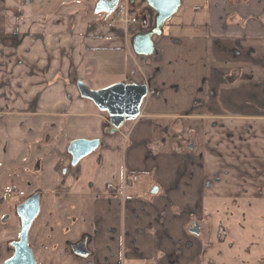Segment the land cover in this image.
Here are the masks:
<instances>
[{
  "label": "crops",
  "instance_id": "1",
  "mask_svg": "<svg viewBox=\"0 0 264 264\" xmlns=\"http://www.w3.org/2000/svg\"><path fill=\"white\" fill-rule=\"evenodd\" d=\"M34 3L0 0V164L38 180L41 213L78 200L74 212L55 204L96 253L76 264H118L125 247L128 260L151 259L147 223L169 207L264 201V0H181L150 56L135 53V28L93 13H34ZM144 12L146 0H135L132 13ZM74 77L91 89L147 83L151 93L135 120L109 134V117ZM78 138H99L101 156L94 169L89 161L65 171ZM16 233L11 226L7 237Z\"/></svg>",
  "mask_w": 264,
  "mask_h": 264
},
{
  "label": "rangeland",
  "instance_id": "2",
  "mask_svg": "<svg viewBox=\"0 0 264 264\" xmlns=\"http://www.w3.org/2000/svg\"><path fill=\"white\" fill-rule=\"evenodd\" d=\"M99 1L35 0L33 12L44 11L47 15H53L69 11L76 14H90V16L93 13L95 15L93 16L96 17V6ZM99 20L104 21V19ZM184 137L187 139L188 135ZM189 143L190 141L187 144ZM199 146L195 149V155L201 152ZM100 152L101 147L84 157L78 164L77 170L82 164L89 161L92 162L94 169L99 161V156H101ZM186 153L191 154L188 151ZM35 168L38 169L39 166L36 165ZM65 169L69 170L68 167H64L63 170ZM32 170L31 177L39 178L38 171L34 168ZM37 181H32L30 177L23 175L20 166L14 170L11 166L0 164L1 261L12 255L13 250L9 246L12 238L7 237V234L10 236L11 226H15L17 229L13 240L17 241L19 237L21 225L15 207L32 196L34 193L32 188H37ZM146 181V175H142L135 185L137 184V188L142 187ZM9 193L14 194V197L10 200L4 199L3 197ZM148 197L152 198L150 195ZM132 198L135 199V195H132ZM194 198L196 200V197ZM144 199L143 197L138 200ZM73 201L69 205H66L67 202L63 200L56 201L54 203L56 212L45 213L43 211L32 224L29 238L38 257V264L77 263L75 260L79 257L73 254L71 246L79 241L81 236L77 235V226L73 225L75 223L72 224L73 226L68 223L71 216H66L60 211L61 208L55 206V204L59 206L64 202L62 206H68L74 212L77 210L78 200ZM203 203L205 210H200L201 212L197 211L196 206L192 207L189 212H181L176 208L169 207V212L157 213V216L147 223L150 227L147 229L148 236L145 235L147 238L149 237V239L145 238L146 243L150 240L148 245L151 248L154 247L153 257L151 259L128 260L126 253L132 252V250L125 247L126 253L122 254L120 259L118 258V264H264V201L257 203L251 200L239 201L231 198H219V200L205 198ZM51 215L54 219L48 220ZM82 215L84 219L87 218V212ZM167 215H169V226L165 225L166 219H168ZM194 220L203 225L202 235L191 232L190 225ZM68 225H70L69 230ZM153 238L155 244L151 241Z\"/></svg>",
  "mask_w": 264,
  "mask_h": 264
},
{
  "label": "water",
  "instance_id": "3",
  "mask_svg": "<svg viewBox=\"0 0 264 264\" xmlns=\"http://www.w3.org/2000/svg\"><path fill=\"white\" fill-rule=\"evenodd\" d=\"M135 0H130L133 4ZM120 0H100L96 6V12H105L110 15L118 6ZM149 7L155 12L154 26L146 32H139L132 37V47L136 54L150 56L156 53L154 37L161 34L164 24L178 10L181 0H146ZM77 88L82 98L88 99L100 110L109 115L111 128L109 134H114L125 122L135 120L141 113V107L145 98L151 93L147 83H115L101 89H91L83 80L78 79ZM101 146L99 138H78L70 141L67 150L72 157V166L79 162ZM193 146H190L192 148ZM154 188L152 193H156ZM41 208L40 195L33 194L17 207L20 217V235L14 241V255L1 261L0 264H37L33 249L29 246V231L33 221L39 215ZM199 225L193 229L199 233ZM85 244L75 248L77 253L86 256Z\"/></svg>",
  "mask_w": 264,
  "mask_h": 264
},
{
  "label": "built area",
  "instance_id": "4",
  "mask_svg": "<svg viewBox=\"0 0 264 264\" xmlns=\"http://www.w3.org/2000/svg\"><path fill=\"white\" fill-rule=\"evenodd\" d=\"M149 9L150 13L144 12L139 16H135L132 13V5L129 0H120L117 8L110 15L101 12L97 13L96 17L98 21H101L99 19H104L102 22H108L111 25H123L126 28H135L132 32L136 34L149 31L154 26L156 12L151 7ZM132 179L137 181L138 175L133 174Z\"/></svg>",
  "mask_w": 264,
  "mask_h": 264
},
{
  "label": "flooded vegetation",
  "instance_id": "5",
  "mask_svg": "<svg viewBox=\"0 0 264 264\" xmlns=\"http://www.w3.org/2000/svg\"><path fill=\"white\" fill-rule=\"evenodd\" d=\"M129 2H130V0H129ZM135 2V1H134ZM131 4V3H130ZM132 5V4H131ZM149 86V85H148ZM133 121V120H132ZM127 122H129V121H127ZM126 123V122H125ZM124 123V124H125ZM123 124V125H124ZM123 125L119 128V129H121L122 127H123ZM111 128V127H110ZM118 129V130H119ZM117 130V131H118ZM190 146H193V144L191 143L190 144ZM189 146V147H190ZM68 151V150H67ZM69 153V152H68ZM71 161H72V157H71V159H70V168L71 169H74V170H77V166H72V164H71ZM80 163V162H79ZM69 168V169H70ZM66 171V170H65ZM135 172H130V174L131 175H133ZM131 178H132V176H131ZM133 180V179H132ZM134 181V180H133ZM154 188H157V187H154ZM35 193H38L39 195H40V193L39 192H37V191H34V193L33 194H35ZM32 194V195H33ZM14 197V194H12V193H9V194H7L5 197H3L4 199H8V200H10V199H12ZM169 198V197H168ZM41 199H42V197H41V195H40V203H41ZM22 203H24V202H21V203H19L16 207H15V212H16V214H17V207L19 206V205H21ZM41 214V208H40V213H39V215ZM18 215V214H17ZM38 215V216H39ZM37 216V217H38ZM168 217V219H169V215H167ZM18 217H19V215H18ZM37 217L35 218V220L37 219ZM19 219H20V217H19ZM34 220V221H35ZM34 221H33V223H34ZM32 223V224H33ZM20 225H21V221H20ZM192 225V226H191ZM191 225H190V230H191V232L192 233H194L193 232V229H195V227H196V225H199V233H194V234H200V235H202V233L204 232V227H203V225L200 223V222H198V221H193L192 223H191ZM32 227V226H31ZM68 227V230L70 229V225H68L67 226ZM30 230H31V228H30ZM30 232V231H29ZM19 235H20V233H19ZM81 237H79V238H81L79 241H77V242H75V243H73L72 244V246H71V251L73 252V254H75V256L76 257H85V258H89V261L88 262H95L96 261V253H95V251L91 248V240H89V238L87 237V236H85V235H80ZM221 237H222V235H220ZM18 239H19V237H18ZM17 239V240H18ZM15 240H13V238H12V241H10V243H9V246H11L12 247V255L11 256H8L6 259H4V260H2V261H5V260H7V259H9V258H11L13 255H14V246L12 245V243L14 242ZM80 244H85V247H86V250L84 249V251H87V255L86 256H84V255H81L80 253H77V251H75V248L78 246V245H80ZM29 246L33 249V252H34V256H35V258H36V262H37V264H38V257L36 256V254H35V251H34V248L32 247V245H31V243H30V238H29ZM79 258H77V259H79ZM0 260H1V258H0Z\"/></svg>",
  "mask_w": 264,
  "mask_h": 264
},
{
  "label": "trees",
  "instance_id": "6",
  "mask_svg": "<svg viewBox=\"0 0 264 264\" xmlns=\"http://www.w3.org/2000/svg\"><path fill=\"white\" fill-rule=\"evenodd\" d=\"M78 80V78L77 77H74L73 78V81L76 83V81ZM100 111V110H99ZM101 112H104V111H101ZM106 113V115H107V117H109V115L107 114V112H105Z\"/></svg>",
  "mask_w": 264,
  "mask_h": 264
}]
</instances>
